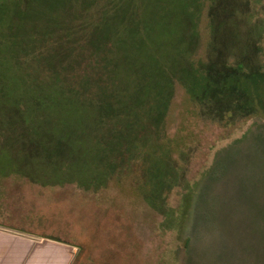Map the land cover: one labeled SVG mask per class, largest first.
I'll list each match as a JSON object with an SVG mask.
<instances>
[{
  "label": "rangeland",
  "instance_id": "374dc122",
  "mask_svg": "<svg viewBox=\"0 0 264 264\" xmlns=\"http://www.w3.org/2000/svg\"><path fill=\"white\" fill-rule=\"evenodd\" d=\"M128 1L0 5V225L64 264H264V0H158L139 46Z\"/></svg>",
  "mask_w": 264,
  "mask_h": 264
},
{
  "label": "crops",
  "instance_id": "0c3cea01",
  "mask_svg": "<svg viewBox=\"0 0 264 264\" xmlns=\"http://www.w3.org/2000/svg\"><path fill=\"white\" fill-rule=\"evenodd\" d=\"M45 241L48 240H33L0 230V264H64L66 248Z\"/></svg>",
  "mask_w": 264,
  "mask_h": 264
},
{
  "label": "trees",
  "instance_id": "16d2710c",
  "mask_svg": "<svg viewBox=\"0 0 264 264\" xmlns=\"http://www.w3.org/2000/svg\"><path fill=\"white\" fill-rule=\"evenodd\" d=\"M146 1H148L147 5H145L143 7H140V8L138 6H136V7L133 8V4L131 3V0H130V2L128 1L127 3L124 2V4H126L129 7V9H128V12L129 13L126 16H124L121 13H119L122 16V19H123L122 21L125 23V24H122L125 27V28H123L122 31L128 33V35L125 37V39H127V40L131 39L132 42H135L136 43L135 46H139L137 40L138 39L141 40V37L146 33V31H142L143 34L141 36L138 32L136 33V31H138L139 26H141L142 24H145V27L146 28L148 27V25H149L148 23L149 22L147 21L146 17L149 16L148 18H150V15H151V13H154L156 4L158 2V0L157 1L156 0H146ZM34 2H35V0H34ZM3 3H4V0H0V5H2ZM138 10H140V12H139L140 13V16H139V14H137V11ZM140 17H141V19H140ZM112 25H113V22H112ZM114 28H111V30H114ZM2 38L3 37H1V39ZM164 38L165 37L161 38L160 40H162ZM144 47H146V46H144ZM157 71H158V68H155L153 70V74H155ZM4 79H3V82L7 81V80H4ZM15 80H20V81H23V82L25 81L23 77L18 76L16 79H10L9 82H11V81L14 82ZM256 82L257 81H255V82L254 81L247 82L246 83V88L248 89L250 95L252 96V99L255 100L256 103H258L257 102V100H258L257 97L258 96H257V85H256ZM6 87H9V85H7ZM52 239L59 240L57 238H52ZM79 257H80V252L77 253V255H76V261H77V259H80Z\"/></svg>",
  "mask_w": 264,
  "mask_h": 264
},
{
  "label": "water",
  "instance_id": "95a60500",
  "mask_svg": "<svg viewBox=\"0 0 264 264\" xmlns=\"http://www.w3.org/2000/svg\"><path fill=\"white\" fill-rule=\"evenodd\" d=\"M0 230L4 231V232L11 233V234H15V235H18V236H23V237H26V238H30V239H33V240H41L42 239V237L39 236V235H35V234L29 233V232H25V231H22V230L10 228V227L3 226V225H0Z\"/></svg>",
  "mask_w": 264,
  "mask_h": 264
}]
</instances>
